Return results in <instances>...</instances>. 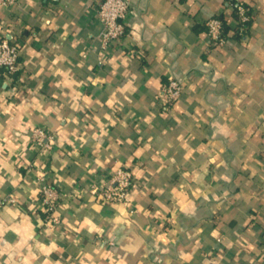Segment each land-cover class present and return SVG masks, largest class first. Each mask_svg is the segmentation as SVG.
Returning a JSON list of instances; mask_svg holds the SVG:
<instances>
[{
    "label": "crops",
    "instance_id": "1",
    "mask_svg": "<svg viewBox=\"0 0 264 264\" xmlns=\"http://www.w3.org/2000/svg\"><path fill=\"white\" fill-rule=\"evenodd\" d=\"M97 1L0 6V38L21 54L15 79L0 77V198L15 199L0 207V264H264V0H131L109 55ZM169 74L188 77L166 109ZM36 127L52 150L34 146ZM120 167L134 215L85 190ZM42 173L58 225L44 222Z\"/></svg>",
    "mask_w": 264,
    "mask_h": 264
},
{
    "label": "built area",
    "instance_id": "2",
    "mask_svg": "<svg viewBox=\"0 0 264 264\" xmlns=\"http://www.w3.org/2000/svg\"><path fill=\"white\" fill-rule=\"evenodd\" d=\"M18 0H0V6L10 8L15 6ZM96 17L101 24L99 43L101 52L106 55L112 54L114 46L126 33V28L133 14L131 0H98ZM240 31H243L251 18L244 6L238 7ZM208 37L210 45L215 47L225 46L228 42L224 35V21L221 18H211L207 21ZM20 45L5 38H0V77L13 80L21 70ZM188 77H176L172 74L167 76V82L162 87L160 99L166 109H170L181 97L185 88V80ZM30 137L34 146L42 151L52 150L54 136L46 128L36 127L31 130ZM35 184L41 197L46 225L60 224L57 216L60 193L55 185L48 181L44 173L38 174ZM135 184L134 175L128 167H120L102 175L85 188L86 192L98 198L105 205H122L127 208L131 215L138 211L131 198L130 191ZM15 199L0 198V207L4 204H14Z\"/></svg>",
    "mask_w": 264,
    "mask_h": 264
},
{
    "label": "trees",
    "instance_id": "3",
    "mask_svg": "<svg viewBox=\"0 0 264 264\" xmlns=\"http://www.w3.org/2000/svg\"><path fill=\"white\" fill-rule=\"evenodd\" d=\"M238 14V13H237ZM223 21H224V31H223V33H224V35L226 36V33H227V24H226V21H225V18H221ZM246 28V27H245Z\"/></svg>",
    "mask_w": 264,
    "mask_h": 264
}]
</instances>
